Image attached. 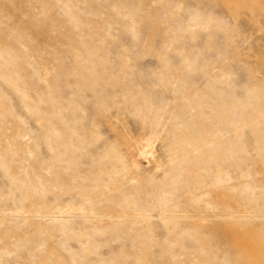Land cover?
Returning a JSON list of instances; mask_svg holds the SVG:
<instances>
[{
	"label": "rangeland",
	"instance_id": "1",
	"mask_svg": "<svg viewBox=\"0 0 264 264\" xmlns=\"http://www.w3.org/2000/svg\"><path fill=\"white\" fill-rule=\"evenodd\" d=\"M0 264H264V0H0Z\"/></svg>",
	"mask_w": 264,
	"mask_h": 264
}]
</instances>
